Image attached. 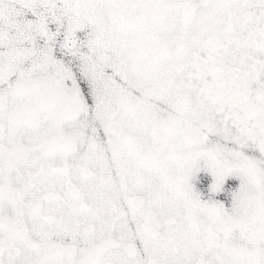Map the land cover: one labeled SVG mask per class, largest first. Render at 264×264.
Returning a JSON list of instances; mask_svg holds the SVG:
<instances>
[{
    "label": "snow or ice",
    "instance_id": "snow-or-ice-1",
    "mask_svg": "<svg viewBox=\"0 0 264 264\" xmlns=\"http://www.w3.org/2000/svg\"><path fill=\"white\" fill-rule=\"evenodd\" d=\"M0 264H264V0H0Z\"/></svg>",
    "mask_w": 264,
    "mask_h": 264
}]
</instances>
